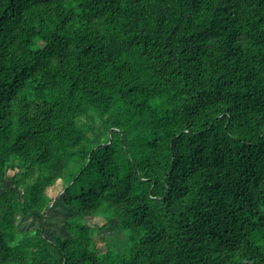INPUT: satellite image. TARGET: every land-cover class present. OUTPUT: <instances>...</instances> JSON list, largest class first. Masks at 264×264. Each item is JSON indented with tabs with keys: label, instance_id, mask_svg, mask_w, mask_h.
<instances>
[{
	"label": "trees",
	"instance_id": "1",
	"mask_svg": "<svg viewBox=\"0 0 264 264\" xmlns=\"http://www.w3.org/2000/svg\"><path fill=\"white\" fill-rule=\"evenodd\" d=\"M0 264H264V0H0Z\"/></svg>",
	"mask_w": 264,
	"mask_h": 264
},
{
	"label": "rangeland",
	"instance_id": "2",
	"mask_svg": "<svg viewBox=\"0 0 264 264\" xmlns=\"http://www.w3.org/2000/svg\"><path fill=\"white\" fill-rule=\"evenodd\" d=\"M65 181L59 180L52 186H50L47 190L48 195L53 200V207L55 209L54 214L52 217L48 218L49 224L54 225V228L51 230L52 235H57L61 237H67V232L63 229V226L65 224V221L68 219L70 215L76 214V212L73 209L67 208L63 204V192L61 191L64 186ZM85 223L94 228V242L99 250L102 251L105 247V242H115L114 238L117 234V229L115 225H109L105 228L103 232L98 231L96 228L97 225H101V220L98 219H86ZM40 226L39 221H34L33 219L26 218L22 222H20L18 228L19 230H25V229H36Z\"/></svg>",
	"mask_w": 264,
	"mask_h": 264
}]
</instances>
